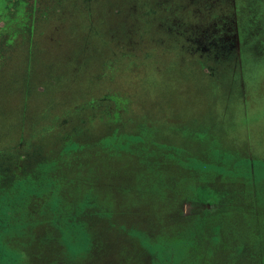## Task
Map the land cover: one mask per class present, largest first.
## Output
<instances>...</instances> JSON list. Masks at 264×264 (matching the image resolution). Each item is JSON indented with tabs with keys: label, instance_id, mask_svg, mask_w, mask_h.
I'll list each match as a JSON object with an SVG mask.
<instances>
[{
	"label": "rangeland",
	"instance_id": "374dc122",
	"mask_svg": "<svg viewBox=\"0 0 264 264\" xmlns=\"http://www.w3.org/2000/svg\"><path fill=\"white\" fill-rule=\"evenodd\" d=\"M217 150L264 161V0H0V192L50 165L93 239L70 258L29 195L21 264H152L131 231L190 240L177 264H264V180L186 165Z\"/></svg>",
	"mask_w": 264,
	"mask_h": 264
},
{
	"label": "trees",
	"instance_id": "16d2710c",
	"mask_svg": "<svg viewBox=\"0 0 264 264\" xmlns=\"http://www.w3.org/2000/svg\"><path fill=\"white\" fill-rule=\"evenodd\" d=\"M85 1L88 2L89 0ZM232 45L236 49L237 40H233ZM77 148L76 144H71L66 146L64 151L70 152ZM215 157L216 162L213 163L190 158L186 165L190 169L211 175L244 178L257 182L264 180L263 160L239 157L219 150L215 152ZM50 167V165H41L39 166L41 174L38 177L30 176V180L19 181L12 189L0 192V264H21L20 255L10 250L5 245L4 239L7 235L19 229L20 226L15 218L17 207L29 195L30 199L50 195L52 205L51 223L59 230L61 243L67 249L70 258L81 256L92 249L93 239L88 232L87 223L82 218L81 209L84 210L83 206H81V209L76 208L75 210L63 207L57 181L47 174ZM129 234L139 239L140 244L152 257V264H177L183 259L186 249L192 246L190 240L154 244L140 232L131 231Z\"/></svg>",
	"mask_w": 264,
	"mask_h": 264
}]
</instances>
